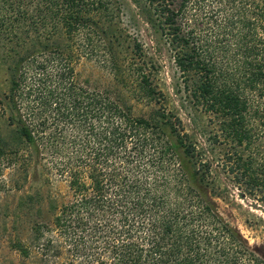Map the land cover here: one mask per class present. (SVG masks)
I'll list each match as a JSON object with an SVG mask.
<instances>
[{
  "label": "trees",
  "instance_id": "16d2710c",
  "mask_svg": "<svg viewBox=\"0 0 264 264\" xmlns=\"http://www.w3.org/2000/svg\"><path fill=\"white\" fill-rule=\"evenodd\" d=\"M133 1L209 116L211 152L164 106L137 117L78 81L77 64L100 53L119 77L120 0H0L13 141L0 128V159L16 145L24 170L67 185L48 199L52 222L12 248L34 264H264L218 206L221 173L264 206V0ZM130 50L139 92L161 105L143 45ZM25 204L42 217L36 197Z\"/></svg>",
  "mask_w": 264,
  "mask_h": 264
},
{
  "label": "rangeland",
  "instance_id": "374dc122",
  "mask_svg": "<svg viewBox=\"0 0 264 264\" xmlns=\"http://www.w3.org/2000/svg\"><path fill=\"white\" fill-rule=\"evenodd\" d=\"M120 2L122 8L119 15L115 16L116 38L113 39L116 58L121 68L119 77L109 68L104 54L100 53L93 59L83 57L77 64L78 81L93 91L111 94L121 106L130 108L137 117L148 118L153 110L164 106L169 112L178 115L184 123L185 130L194 134L211 152L206 141L208 137L206 134L210 128L209 116L194 109L188 102L180 74L164 42L141 15L134 1ZM135 41L143 45L146 60L154 66L155 73L152 77L161 105L143 97L137 86L138 79L129 68H126L134 61L130 49ZM6 68L0 59V128L5 144L10 145L13 141L9 136L11 129L7 122L9 109L5 104V95L9 89ZM14 148L16 145L6 149L4 147L5 155L0 159V264H34L31 259L24 262L19 253L12 248V243L19 239L27 240L36 220L47 224L52 222L53 213L49 210L48 199L50 196L67 195V185L58 182L54 177L42 174L40 166L34 162L24 170L23 161L27 154L22 152L17 155L12 151ZM19 148H22V145ZM221 185L223 195L218 200L221 215L240 231L250 246L258 248L264 254V206L252 197L243 195L222 173ZM28 196L36 197V202L41 203L43 209L41 218L37 219L36 211L26 206L25 198ZM20 204L25 205L21 207ZM38 204L32 205L37 209Z\"/></svg>",
  "mask_w": 264,
  "mask_h": 264
}]
</instances>
